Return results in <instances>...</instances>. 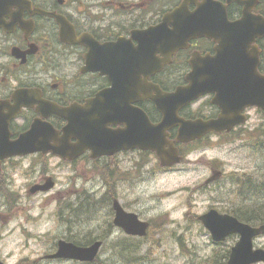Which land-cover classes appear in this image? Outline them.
Here are the masks:
<instances>
[{"label":"flooded vegetation","instance_id":"obj_1","mask_svg":"<svg viewBox=\"0 0 264 264\" xmlns=\"http://www.w3.org/2000/svg\"><path fill=\"white\" fill-rule=\"evenodd\" d=\"M26 1L32 5L27 4L25 9L12 5L0 10V115L15 112L13 110L19 105L16 116L8 121L9 139L12 140L30 127L43 111V104H56L74 113L83 111L92 116L95 107L102 103V93H107L105 89L112 86L113 80L146 81L157 86V93L153 90L146 93L140 85L131 94L125 90L123 98L119 95L121 120L115 116L111 118L114 122L106 125L109 130H125L130 125L131 132L137 134L138 125L144 120L143 112L151 124H159L163 118V113L149 96H170L178 87L191 85L193 80L231 79L235 70L241 72L235 77L238 79L264 76V0ZM36 8L50 13H39ZM57 16L64 22L63 27ZM119 70L120 75L116 73ZM196 72L203 74L197 77ZM127 95L133 98L129 102V113L126 110ZM114 96L117 101L118 94ZM168 99L173 102L172 97ZM236 104L235 99L219 95L215 90L200 94L178 108L177 116L185 120H213L221 113V106H225L228 113L237 112L238 121L229 128L207 131L188 142L177 140L179 126L174 125L166 129L165 138L182 156L185 150L190 153L206 144L225 146L238 141L249 150L246 163L227 170L226 163L221 161L220 168L210 176L214 178L207 183L229 178L240 186V197L245 202L242 204L264 207L258 203L255 192L258 167L254 158V153L257 157V145L264 146V107L249 104L239 107ZM252 114L257 122H250ZM129 118L131 120L127 122ZM43 120L50 122L59 131V136L63 135L68 123L66 118L53 113ZM69 143H78L74 134L69 137ZM100 149H82L73 159L51 152H37L33 156L54 157L69 165L85 162L88 167L96 168L100 182L96 189L89 190H95L94 196L98 200L105 198L102 201L109 206L112 222L115 211L111 200L118 195L114 192L118 178L113 179V176L118 172L122 176L125 171L116 168L118 157L134 154L138 163L147 155L155 158V154L134 147L92 156ZM30 156L32 154L5 158L0 161V171L10 160ZM157 167L159 171L175 169L159 164ZM46 172L42 169V174L31 183L27 190L29 194L54 189L56 179ZM47 183L52 186L44 191L29 192L31 187ZM74 190L77 200L72 205V213L75 215L81 189ZM82 190L88 191V188ZM121 205L124 210L137 214ZM236 214L249 224L264 223V216L255 218L257 213L251 216L239 211ZM112 227L123 234V229ZM106 231L111 233V228ZM124 236L140 238L125 233ZM71 237L74 239V234Z\"/></svg>","mask_w":264,"mask_h":264},{"label":"rangeland","instance_id":"obj_2","mask_svg":"<svg viewBox=\"0 0 264 264\" xmlns=\"http://www.w3.org/2000/svg\"><path fill=\"white\" fill-rule=\"evenodd\" d=\"M254 116L252 123L257 122ZM237 142L225 146L206 144L190 153L185 150L182 161L172 171H159L158 160L153 156L147 155L138 163L134 154L118 157L116 168L125 171L122 176L119 172L113 176L118 178L114 187L116 197L150 222L149 233L139 239L127 238L114 229L109 206L102 201L105 198L98 200L95 190H89L96 189L100 182L96 168L85 162L69 165L54 157L44 159L33 154L10 160L0 171V257L5 264H214L215 260L217 264L226 263L227 259L220 254L237 238L230 236L222 243L212 242L197 215L212 207L223 212L264 216V207L242 204L245 202L240 197V186L229 178L206 183L220 168L221 161L226 163L227 170L246 163L249 150ZM256 154L255 192L258 203L264 205V146L258 144ZM44 168L56 179L54 189L29 194L28 188ZM77 187L80 191L87 187L92 194L79 196V208L74 215L66 205L77 200ZM109 228L111 233L106 231ZM72 233L76 235L74 242L82 245L91 243L93 237L104 241L93 262L46 258L55 251L60 237L72 240ZM254 246L264 248V236L256 238Z\"/></svg>","mask_w":264,"mask_h":264},{"label":"water","instance_id":"obj_3","mask_svg":"<svg viewBox=\"0 0 264 264\" xmlns=\"http://www.w3.org/2000/svg\"><path fill=\"white\" fill-rule=\"evenodd\" d=\"M15 5L20 8H26L25 0H0V10ZM39 13H49L47 11L37 9ZM57 21L64 26V22L58 16ZM221 66V65H220ZM119 75L121 71H116ZM203 74L196 72V76ZM241 72L234 71L231 79L221 80H193L189 86L180 87L167 96L158 94L157 97L150 96L154 100L156 107L163 113V118L157 125H151L149 122L143 121L138 125L137 134H133L129 125L125 130H109L106 128L108 123L114 122L111 118L117 116L120 120V96L123 98L124 91L131 94L136 87V81L114 80L112 86L105 89L102 93V103L97 105L90 116L88 112H76L71 109H64L57 106L51 108V105L43 104L41 116L47 117L50 113H56L68 119L67 127L63 129V135L59 136L48 122L34 119L28 130L21 133L17 139H9L10 132L8 129V121L15 114L11 112L8 115H0V160L12 155H23L41 151L43 153L50 150L54 154L65 158L77 156L83 148L98 149L104 148L105 152H113L120 148L139 147L142 149L154 150L160 159L161 165H172L180 161L178 149L169 142L166 136V129L171 126L178 125L177 140L187 142L194 138L201 137L205 132L210 130L220 131L223 128H229L238 121L235 115L237 112L228 113L225 106H221L222 110L216 119L203 121L200 119L185 120L177 116V110L183 104L196 98L202 93L209 90H215L219 95L233 98L237 101V106L257 105L264 107V76H256L252 80L238 79ZM205 78V77H204ZM119 79V78H117ZM142 90H155V86L141 83ZM115 94H118L115 101ZM120 95V96H119ZM127 101L131 98L127 95ZM173 99L171 103L168 98ZM168 101V102H166ZM16 106L15 110L18 109ZM128 106L127 112H130ZM238 108V107H237ZM240 108H238L239 110ZM172 110V111H171ZM74 113V114H73ZM123 113V112H122ZM140 113H142L140 111ZM145 116V115H144ZM234 116V117H233ZM104 117V118H102ZM102 118V119H101ZM130 118L127 122H130ZM74 134L78 139L76 145L69 143V137ZM52 141V143H51ZM108 147L106 151L105 148ZM112 149V150H110ZM214 177L209 178L210 181ZM50 179V178H48ZM52 186L47 183L44 186L31 187L30 192L38 189L46 190ZM116 215L114 223L121 226L128 234L144 235L146 233L147 222L139 221L133 213L125 212L121 206L114 202ZM198 219L209 230L213 241L218 242L224 240L230 234H239V239L230 249L229 257L226 264H251L255 262H264V249L253 248L252 239L255 236L264 235V224L253 227L249 224L238 221L234 216L229 214H221L215 209L198 216ZM100 241L87 246H79L72 242L59 240L55 253L48 255L49 258H69L79 261L94 260L99 248ZM0 264H4L0 259Z\"/></svg>","mask_w":264,"mask_h":264},{"label":"trees","instance_id":"obj_4","mask_svg":"<svg viewBox=\"0 0 264 264\" xmlns=\"http://www.w3.org/2000/svg\"><path fill=\"white\" fill-rule=\"evenodd\" d=\"M260 217H261V216H258V217H255V218H257V219H261ZM255 218H254V219H255ZM76 243H77V242H76ZM77 244H79V243H77ZM130 244H131V243H129V246H130ZM227 254H228V251L226 250V252L220 254V256H222L223 258H225V257H227ZM222 263H223V262H222ZM222 263H221V261H220V263L218 262V264H222ZM214 264H217V260L214 261Z\"/></svg>","mask_w":264,"mask_h":264}]
</instances>
